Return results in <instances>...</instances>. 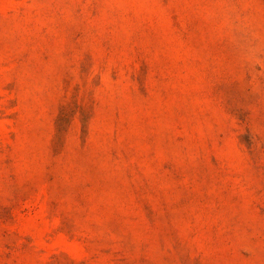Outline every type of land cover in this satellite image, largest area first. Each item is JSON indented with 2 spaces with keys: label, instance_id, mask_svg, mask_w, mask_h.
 I'll return each mask as SVG.
<instances>
[{
  "label": "rangeland",
  "instance_id": "1",
  "mask_svg": "<svg viewBox=\"0 0 264 264\" xmlns=\"http://www.w3.org/2000/svg\"><path fill=\"white\" fill-rule=\"evenodd\" d=\"M0 264H264V0H0Z\"/></svg>",
  "mask_w": 264,
  "mask_h": 264
}]
</instances>
